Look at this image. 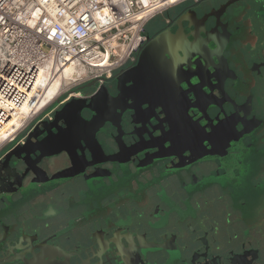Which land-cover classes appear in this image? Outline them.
Wrapping results in <instances>:
<instances>
[{
	"label": "flooded vegetation",
	"instance_id": "af4514ba",
	"mask_svg": "<svg viewBox=\"0 0 264 264\" xmlns=\"http://www.w3.org/2000/svg\"><path fill=\"white\" fill-rule=\"evenodd\" d=\"M227 2L196 0L195 4L179 7L154 32L145 31L146 40L140 50L146 53L147 69H132L136 58L103 83L111 97L93 106V112L82 113L86 121L92 116L109 118L96 134L103 154L94 143L89 144L94 161H104L111 155L120 161L116 155L120 148L126 154L125 148L131 147L135 151L128 158V169L118 161L98 165L99 180L86 185L80 177L67 180L63 175L53 179V175L70 167L65 154L61 155L59 167L52 170L46 166L49 160H41L37 166L45 176L39 175L40 183L32 184L23 197L16 195L10 203L2 202L0 209H7L0 212V233L6 227L10 232L14 223L21 226L25 220L35 226L30 233H38V240L54 238L51 244L58 245L72 237L78 242L73 248L65 247L66 251L82 255L84 247L88 253V234L82 235L86 229L91 230L92 222L95 229L105 226L111 209L116 211L111 220L118 222L119 230L135 233L131 228L132 214L138 206L147 205L148 192L143 187L156 180L166 184L161 199L179 196L184 202L180 207L188 214L195 208L208 216L204 228L209 231L208 238L220 226L226 229L227 238L233 237L235 220H240L241 238L251 233L245 224L257 222V217L247 216L244 211L254 207L264 210V0H232L230 9L220 12L219 7ZM129 79L133 83L126 82ZM64 105L52 108L50 118L33 122L12 148L25 146L32 151L35 140L29 144L28 135L38 123L51 122ZM60 127H64L63 123ZM79 134L74 131L65 135L63 145L74 149L77 156L83 152L85 161L75 157L80 168L87 165L90 155L77 142ZM9 136L7 133L2 139ZM148 138L152 139L150 143L145 142ZM155 145L159 146L158 153L151 149ZM7 147L0 152V166L13 150L4 153ZM27 163L32 166L30 161ZM137 167L143 172L135 170ZM152 168L156 171L150 175ZM108 169L118 181L101 179ZM91 171L87 169L86 175ZM168 172L171 175L165 176ZM5 174L0 173L2 184L7 181ZM31 181L29 177L23 185L29 187ZM169 183L172 187H168ZM26 205L34 210L25 219L11 213L18 208V212L27 213ZM155 224L152 222V226ZM190 226L196 230L194 220H190ZM147 241L152 239L147 237ZM135 252L131 244L119 247L118 256L112 249L104 254L95 251L101 262L89 254L82 258H90L85 264H140Z\"/></svg>",
	"mask_w": 264,
	"mask_h": 264
},
{
	"label": "water",
	"instance_id": "95a60500",
	"mask_svg": "<svg viewBox=\"0 0 264 264\" xmlns=\"http://www.w3.org/2000/svg\"><path fill=\"white\" fill-rule=\"evenodd\" d=\"M231 4L232 0H228L218 10L225 13V9H230L229 5ZM203 15L202 18H205V14ZM209 15L213 17V15ZM138 53L137 63L132 69L142 71L147 69L145 61L147 57L144 51L141 52L140 50ZM126 82L133 83L130 79ZM95 85L96 81H91L86 85L76 88L75 91L85 92L95 88ZM108 97H111L110 92L103 84L92 97L88 99H72L68 104L62 106L55 112L51 122L38 123L27 139L29 144L31 139L35 140L32 143V151H27L25 146L12 148L16 141L6 148L7 150L4 153H7L10 148L13 150L6 154L5 160L0 166V173L5 172L7 179L6 183L3 184L0 180V206L3 204V201L10 203L16 195L23 197L34 186L32 184L40 183L41 177L39 178V175L45 176L43 169L37 166L41 160H49V166H46L49 170H52L55 167H59L62 162L61 155L65 154L70 167L64 170V172L53 175V179L55 176L61 177L63 175L67 180L80 177L83 178V183L86 185L99 180L96 175L97 170L100 169L97 167L98 165H105L108 162L113 164L118 161L117 158L116 160L113 159V155L104 161H94L95 156L89 147L90 142H92L99 148L101 155L103 154L96 140V134L99 130L98 127L102 124H107L109 118L92 116L86 121L82 116L83 112H93L92 107L98 102L99 105L103 104ZM61 100L55 101L46 113L57 106ZM157 106L159 107V105ZM182 113L187 114L184 110H182ZM42 117L43 115L37 120ZM60 123H63L64 127H60ZM74 131L80 132L77 135V142L90 155L89 162H86L87 165L80 168L75 162L76 151L74 149L73 151L69 150L63 145V137L73 134ZM155 131L157 130L153 129L152 132ZM160 136L162 137V134ZM119 140L121 143L120 138ZM151 140V138H148L145 142L150 143ZM121 149L116 155L120 156L121 159L118 162L124 167L127 165L128 158L132 156L135 149L126 147L125 150H128L126 154H122L123 149ZM151 149H156V153H158L159 146L155 145ZM77 157L85 161L82 151ZM27 160L31 162L32 166H29L30 164L27 163ZM89 168L93 169V172L91 171L86 175L85 171ZM125 168L128 169V166ZM135 170L143 172L141 167H137ZM155 171L156 168H152L149 169L148 173L151 175ZM105 172L107 174L101 178L102 180L106 178L108 183L119 180L115 179L116 174L112 170L108 169ZM122 175H124V172H122ZM167 175H171V173L168 172L165 176ZM29 177H32L31 182L33 183H30L29 187L24 186L23 181ZM165 182L168 184L167 181ZM76 184L80 186L79 182ZM164 184L156 180L144 185L143 189L148 192V201L144 208L133 202L138 206V210H134V214H132L133 221L131 228H133L135 233H131L129 229L127 232L126 230H119L118 222L116 223V221L111 220V214L115 215L116 211L115 209H111L107 217L108 223L105 226L100 229L96 227L95 229V222H92L93 227H91V230L93 231L86 229L87 232L85 231L86 233L82 235L84 237L88 234V237L85 239L91 244V247L88 249V253L87 250L83 249L84 247H81V255L74 250L70 253L66 251L65 247L73 248L74 243L78 242L72 239V237L64 239V242L58 245L55 243L51 244L54 238L38 240V233L33 236L30 233L31 229H35V226L26 224L24 220L21 226L16 227L14 225L17 223H14L10 232H8L6 227V231L0 233V264H85L90 262V258L86 260L82 258V256H86L87 254L91 258L100 259L101 262L100 254H94L95 251L104 254L112 249L117 251L118 256L119 247L128 248L131 244L136 248L135 254L138 256L140 264H158L159 261H164L163 264H264V215L261 216V214H264V210L260 212L257 208H253L257 222L250 220V225L245 224L249 232H251L247 234L246 238H241L239 235L240 220H235L234 230H232L233 237L227 238L225 236L226 229L220 226L219 229L211 231V237L208 238L209 231H204L209 222L208 216L203 212H196L195 208H192V213L188 214L187 209L180 207L184 202L183 200H179V196L161 199V194L164 195ZM168 187H172V184L169 183ZM75 189H78V187L75 186ZM123 206L124 208L127 207L126 204ZM25 207L24 210H28L27 213L18 212L20 208L11 213L18 214L19 217H24L25 219L34 210L29 205ZM198 207L200 208V206ZM6 209H0V212ZM151 209L153 211L152 214L150 212ZM190 220L196 222V230L190 228ZM152 222L156 224L152 226ZM120 233L125 234L120 236ZM147 237L152 239V242L148 243ZM142 244L147 245L142 246ZM145 247L147 248L145 249ZM9 257H12V259H8ZM122 264L124 263L122 262Z\"/></svg>",
	"mask_w": 264,
	"mask_h": 264
},
{
	"label": "built area",
	"instance_id": "2783aa9c",
	"mask_svg": "<svg viewBox=\"0 0 264 264\" xmlns=\"http://www.w3.org/2000/svg\"><path fill=\"white\" fill-rule=\"evenodd\" d=\"M185 1L0 0V134L22 110L28 115L0 138V152L40 116L50 118L55 101L86 99L133 63L148 22ZM56 79L57 94L43 101L42 90ZM91 81L96 87L88 93L75 91Z\"/></svg>",
	"mask_w": 264,
	"mask_h": 264
},
{
	"label": "bare ground",
	"instance_id": "6f19581e",
	"mask_svg": "<svg viewBox=\"0 0 264 264\" xmlns=\"http://www.w3.org/2000/svg\"><path fill=\"white\" fill-rule=\"evenodd\" d=\"M37 86L41 85V76L39 77V79L37 80ZM60 82L58 79H56L55 81H51L50 84H48L44 90H42V93L45 94V99L43 101H49L51 100V98H53L56 94H57V89H58V86H59ZM45 103V102H44ZM27 112H25V110H22V113L16 118L14 119V122H12V124L8 127H4V128H7V130H9V134L11 135L13 132H12V128L15 126V125H20L21 123H23L26 119H27ZM13 125V126H12ZM12 126V127H11ZM11 127V128H10Z\"/></svg>",
	"mask_w": 264,
	"mask_h": 264
},
{
	"label": "rangeland",
	"instance_id": "374dc122",
	"mask_svg": "<svg viewBox=\"0 0 264 264\" xmlns=\"http://www.w3.org/2000/svg\"><path fill=\"white\" fill-rule=\"evenodd\" d=\"M198 1H206V0H198ZM189 4H195V1H193V0L185 1V2H183L181 4H179L178 6H175V7H172L170 9H168L162 15H159V17H157L155 19H152L146 25V29H145L146 33H152V32H154L157 28L160 27V25L164 22V20L166 19V17L173 15L178 10L179 7L184 6V5H189ZM8 132H9V130H7V128H3L2 129V132L0 134L1 135L0 138H2Z\"/></svg>",
	"mask_w": 264,
	"mask_h": 264
},
{
	"label": "crops",
	"instance_id": "0c3cea01",
	"mask_svg": "<svg viewBox=\"0 0 264 264\" xmlns=\"http://www.w3.org/2000/svg\"><path fill=\"white\" fill-rule=\"evenodd\" d=\"M248 211V212H247ZM246 212L244 211V213L248 216H250V217H252V216H254L255 217V215H254V212H253V209H248ZM263 215V214H262Z\"/></svg>",
	"mask_w": 264,
	"mask_h": 264
}]
</instances>
